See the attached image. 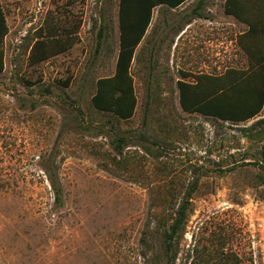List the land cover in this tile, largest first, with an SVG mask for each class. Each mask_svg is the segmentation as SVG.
I'll return each instance as SVG.
<instances>
[{
    "label": "rangeland",
    "instance_id": "rangeland-1",
    "mask_svg": "<svg viewBox=\"0 0 264 264\" xmlns=\"http://www.w3.org/2000/svg\"><path fill=\"white\" fill-rule=\"evenodd\" d=\"M116 4L0 0V264H264V107L239 124L183 112L176 81L204 65L143 47L130 65L133 116L95 110L118 52ZM217 65L246 60L237 49ZM187 193L167 253L157 222L170 224Z\"/></svg>",
    "mask_w": 264,
    "mask_h": 264
},
{
    "label": "trees",
    "instance_id": "trees-1",
    "mask_svg": "<svg viewBox=\"0 0 264 264\" xmlns=\"http://www.w3.org/2000/svg\"><path fill=\"white\" fill-rule=\"evenodd\" d=\"M75 0H67L71 3ZM184 0L138 1L134 11L128 9L127 0H119V46L114 72L111 76L99 78L96 89L91 96L93 108L99 112L110 113L118 119L128 120L135 111L137 98L135 95L130 65L134 50L143 36L150 20L151 8L155 3H167L170 7L179 5ZM251 8L252 19L248 21L249 29L239 36L238 45L244 53L247 65L244 69L229 68L218 76L195 74L192 82L186 80L190 75L182 74L176 81L178 103L183 112L197 113L203 117L221 122L239 124L257 116L264 107V0H245ZM226 13L240 19L238 8L232 0H227ZM7 33L3 12L0 8V72L4 68L2 41ZM99 37L102 28H99ZM100 45V42L98 43ZM40 42L34 44V48ZM40 56L37 61L46 59ZM264 126V118L256 122ZM261 154L264 158V127L262 132ZM124 145L122 139L114 142L120 152ZM51 189L55 203L60 204L62 188L57 181L51 179ZM190 194L179 202L174 218L168 225L158 219L157 226H163L162 246L165 252L172 249V242L183 229L187 220ZM163 221L165 219L163 218ZM168 260H171L170 257Z\"/></svg>",
    "mask_w": 264,
    "mask_h": 264
},
{
    "label": "crops",
    "instance_id": "crops-1",
    "mask_svg": "<svg viewBox=\"0 0 264 264\" xmlns=\"http://www.w3.org/2000/svg\"><path fill=\"white\" fill-rule=\"evenodd\" d=\"M127 1L128 9L134 11L137 2L141 0ZM118 3L119 0L115 9V29L119 46ZM232 3L238 8L240 19L226 13L227 0H184L175 7H170L167 3H155L156 5L151 8L149 23L134 52L149 47L153 53V48L162 47L167 50L165 55L169 62L179 57L178 60L186 64V67L196 62L205 67L204 73L187 70L188 73L221 75L233 67L219 73H213L214 68L222 59L231 60L237 49L242 52L238 38L249 29L247 22L253 16L245 0H232ZM221 47L225 48L226 53L222 56L219 50Z\"/></svg>",
    "mask_w": 264,
    "mask_h": 264
}]
</instances>
